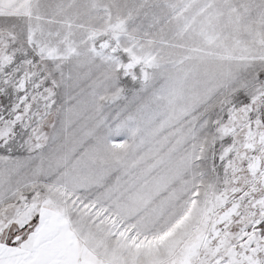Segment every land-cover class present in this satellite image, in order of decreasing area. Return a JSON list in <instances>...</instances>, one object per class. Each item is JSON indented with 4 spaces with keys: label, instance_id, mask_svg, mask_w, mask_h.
Segmentation results:
<instances>
[{
    "label": "snow or ice",
    "instance_id": "6c2138e0",
    "mask_svg": "<svg viewBox=\"0 0 264 264\" xmlns=\"http://www.w3.org/2000/svg\"><path fill=\"white\" fill-rule=\"evenodd\" d=\"M0 264H264V0H0Z\"/></svg>",
    "mask_w": 264,
    "mask_h": 264
}]
</instances>
